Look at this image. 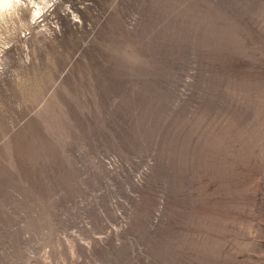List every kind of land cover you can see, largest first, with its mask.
Returning a JSON list of instances; mask_svg holds the SVG:
<instances>
[{
  "label": "rangeland",
  "instance_id": "rangeland-1",
  "mask_svg": "<svg viewBox=\"0 0 264 264\" xmlns=\"http://www.w3.org/2000/svg\"><path fill=\"white\" fill-rule=\"evenodd\" d=\"M0 264H264V0L5 14Z\"/></svg>",
  "mask_w": 264,
  "mask_h": 264
},
{
  "label": "clouds",
  "instance_id": "clouds-1",
  "mask_svg": "<svg viewBox=\"0 0 264 264\" xmlns=\"http://www.w3.org/2000/svg\"><path fill=\"white\" fill-rule=\"evenodd\" d=\"M21 3L22 0H0V20H3L5 14L14 15L16 6ZM9 9H12L11 13Z\"/></svg>",
  "mask_w": 264,
  "mask_h": 264
},
{
  "label": "bare ground",
  "instance_id": "bare-ground-1",
  "mask_svg": "<svg viewBox=\"0 0 264 264\" xmlns=\"http://www.w3.org/2000/svg\"><path fill=\"white\" fill-rule=\"evenodd\" d=\"M17 7V6H16ZM10 11L12 10V9H9ZM8 10V11H9ZM45 17H47V16H45ZM73 21V20H72ZM74 22V21H73ZM72 22V23H73ZM37 23H38V20L36 19V20H34V21H32V26H36L37 25Z\"/></svg>",
  "mask_w": 264,
  "mask_h": 264
}]
</instances>
